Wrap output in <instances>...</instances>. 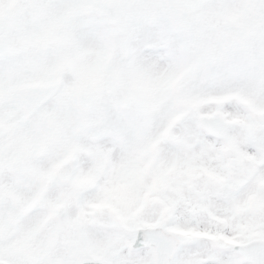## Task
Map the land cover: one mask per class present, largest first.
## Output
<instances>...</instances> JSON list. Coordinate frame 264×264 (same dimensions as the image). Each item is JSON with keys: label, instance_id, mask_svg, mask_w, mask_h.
Listing matches in <instances>:
<instances>
[{"label": "clouds", "instance_id": "9594fccd", "mask_svg": "<svg viewBox=\"0 0 264 264\" xmlns=\"http://www.w3.org/2000/svg\"><path fill=\"white\" fill-rule=\"evenodd\" d=\"M0 264H264V0H0Z\"/></svg>", "mask_w": 264, "mask_h": 264}]
</instances>
